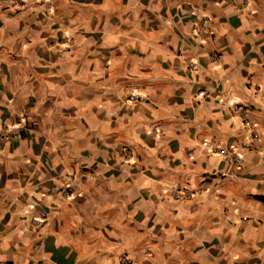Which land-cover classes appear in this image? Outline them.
I'll return each instance as SVG.
<instances>
[{"label": "crops", "instance_id": "1", "mask_svg": "<svg viewBox=\"0 0 264 264\" xmlns=\"http://www.w3.org/2000/svg\"><path fill=\"white\" fill-rule=\"evenodd\" d=\"M0 264H264V0H0Z\"/></svg>", "mask_w": 264, "mask_h": 264}, {"label": "built area", "instance_id": "2", "mask_svg": "<svg viewBox=\"0 0 264 264\" xmlns=\"http://www.w3.org/2000/svg\"><path fill=\"white\" fill-rule=\"evenodd\" d=\"M204 94V92H199L198 95L202 96ZM128 100L135 102V101H139L141 99H143L142 96H139L137 94H133V93H129L127 95ZM234 109H238L239 106H233ZM208 147L211 153L213 154H217L222 158L228 159L230 160L236 168L241 167L243 159L242 156L236 151L235 148H230L227 146H221L218 144H214V143H208ZM60 192L62 193V195L65 198H69L70 195L72 194V190L71 187L69 185L67 186H63V188L60 190ZM171 198L173 199H188L191 198L193 196V193L191 191H188L186 189H174L170 192ZM40 217L42 219H46L47 218V214L44 212L40 213ZM124 260L127 261L126 257H124Z\"/></svg>", "mask_w": 264, "mask_h": 264}]
</instances>
